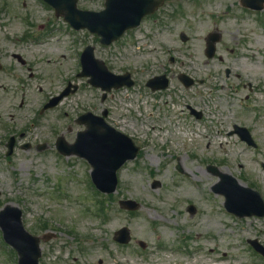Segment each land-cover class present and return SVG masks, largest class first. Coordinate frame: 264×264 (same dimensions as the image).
<instances>
[{
    "label": "rangeland",
    "instance_id": "374dc122",
    "mask_svg": "<svg viewBox=\"0 0 264 264\" xmlns=\"http://www.w3.org/2000/svg\"><path fill=\"white\" fill-rule=\"evenodd\" d=\"M78 8L100 11L103 0L80 1ZM214 31L221 40L207 59L205 38ZM87 45L114 74L129 72L134 86L102 101L99 89L76 76ZM0 64V209L19 208L31 235L51 236L40 243L39 264H264L247 243L264 247V218L226 212L224 197L211 191L219 179L207 170L232 176L264 201V9L249 11L239 0H167L155 17L102 46L42 0H0ZM162 74L167 90L145 87ZM179 74L197 83L185 89ZM68 82L77 91L40 114ZM103 110L107 123L140 148L118 170L110 196L95 190L84 160L54 147L59 136L73 142L84 129L75 123L79 115ZM235 125L255 147L231 133ZM11 136L15 148L6 156ZM120 199L140 208L124 211ZM122 227L130 232L127 245L113 240ZM17 260L0 232V264Z\"/></svg>",
    "mask_w": 264,
    "mask_h": 264
},
{
    "label": "water",
    "instance_id": "95a60500",
    "mask_svg": "<svg viewBox=\"0 0 264 264\" xmlns=\"http://www.w3.org/2000/svg\"><path fill=\"white\" fill-rule=\"evenodd\" d=\"M44 1L54 9L56 16L63 17L64 21L72 28L75 30L87 29L90 33L101 38V44L110 45L128 29L136 28L144 16L153 14L164 0H105L104 10L101 12L78 10L77 2L79 0ZM242 3L252 9L261 10L264 0H242ZM180 38L184 42L187 41L184 35H181ZM219 40L220 35L217 33L210 34L206 38L205 55L207 58L214 56L215 44ZM93 51L94 48L88 46L81 54L82 70L79 77H89L88 83L91 86L105 92L133 86L129 74L122 76L111 74L103 62L95 59ZM178 79L185 87H189L193 83L185 75H180ZM146 86L152 91L163 90L168 86V80L164 75L154 77L147 82ZM70 92L67 88L59 97L51 100L45 109L55 106ZM105 96L106 94L103 95L104 98ZM77 122L85 123L87 130L78 133L75 144L69 147L65 146L62 139H59L57 149L65 155L74 153L85 157L93 168L92 180L97 189L104 193L114 192L117 183L116 171L127 160L136 157L138 148L135 147L131 139L109 127L102 118H96L87 113L80 116ZM235 132L242 140L254 146L245 129L235 127ZM12 140L8 145L7 155L12 153ZM208 169L220 178V182L213 186L212 190L225 197L224 207L229 213L239 218L264 217V202L258 192L239 185L233 177L220 174L215 168L209 167ZM153 187H156L155 184ZM120 205L128 210H135L139 207L132 201H122ZM188 211L193 214L195 209L190 206ZM0 228L4 241L17 251L18 264H38L40 238L33 237L25 231L18 208L8 206L0 212ZM116 235L119 236L117 240L122 243L129 240L128 231L125 229L117 232ZM49 238V236H43L41 239L46 241ZM249 243L264 256V248L257 241L253 240Z\"/></svg>",
    "mask_w": 264,
    "mask_h": 264
},
{
    "label": "flooded vegetation",
    "instance_id": "af4514ba",
    "mask_svg": "<svg viewBox=\"0 0 264 264\" xmlns=\"http://www.w3.org/2000/svg\"><path fill=\"white\" fill-rule=\"evenodd\" d=\"M15 44V43H14ZM18 60V59H17ZM19 61V60H18ZM4 71V64H0V74ZM225 76L227 77L226 72L224 73ZM186 108H188V106H186Z\"/></svg>",
    "mask_w": 264,
    "mask_h": 264
},
{
    "label": "bare ground",
    "instance_id": "6f19581e",
    "mask_svg": "<svg viewBox=\"0 0 264 264\" xmlns=\"http://www.w3.org/2000/svg\"><path fill=\"white\" fill-rule=\"evenodd\" d=\"M213 264H219L218 262H215V263H213Z\"/></svg>",
    "mask_w": 264,
    "mask_h": 264
}]
</instances>
